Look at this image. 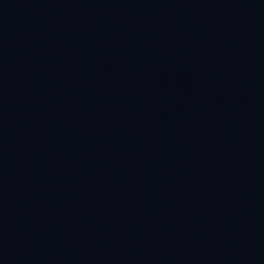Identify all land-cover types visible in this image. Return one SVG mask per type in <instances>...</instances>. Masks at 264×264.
<instances>
[{"label": "water", "instance_id": "water-1", "mask_svg": "<svg viewBox=\"0 0 264 264\" xmlns=\"http://www.w3.org/2000/svg\"><path fill=\"white\" fill-rule=\"evenodd\" d=\"M0 264H264V0H0Z\"/></svg>", "mask_w": 264, "mask_h": 264}]
</instances>
